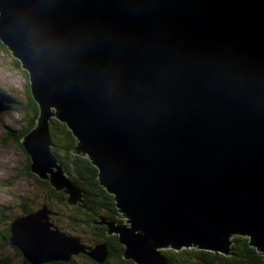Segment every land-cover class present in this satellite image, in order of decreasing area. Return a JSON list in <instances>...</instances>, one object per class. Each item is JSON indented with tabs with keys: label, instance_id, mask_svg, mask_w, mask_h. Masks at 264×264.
Segmentation results:
<instances>
[{
	"label": "water",
	"instance_id": "95a60500",
	"mask_svg": "<svg viewBox=\"0 0 264 264\" xmlns=\"http://www.w3.org/2000/svg\"><path fill=\"white\" fill-rule=\"evenodd\" d=\"M0 41L39 106L22 139L31 172L83 204L52 152L50 122L99 170L135 264L164 249L230 255L234 237L264 253V0H0ZM11 110L0 106V115ZM47 206L16 218L10 243L30 264L109 258L53 230Z\"/></svg>",
	"mask_w": 264,
	"mask_h": 264
},
{
	"label": "trees",
	"instance_id": "16d2710c",
	"mask_svg": "<svg viewBox=\"0 0 264 264\" xmlns=\"http://www.w3.org/2000/svg\"><path fill=\"white\" fill-rule=\"evenodd\" d=\"M0 46L6 53L9 55L12 54L1 41ZM15 65H17L18 68H22L20 61L16 58ZM26 75L30 83V77L27 71ZM30 88L29 84L27 91L29 103L28 105L23 106V109L32 112L33 118L31 121L29 119L28 129L19 133H14L15 135H13V137H16V141L19 142V145L23 150L25 149L22 145V139L36 126L37 118L39 116V106L33 99ZM1 104L6 105L11 109H15V104ZM19 105L17 104V106ZM50 134L53 144L52 152L57 157L59 164L63 167L69 178L83 191V204L88 207V210H85L80 206L68 205L66 202L67 195L65 193L56 191L48 180H41L36 175L32 174L31 161L28 156L27 171L29 176L33 177L46 190L48 198L51 201L50 203L55 201L64 207L66 210L65 217H67L70 222L76 224L81 223L83 228L91 233L93 239L89 244L107 245L109 258L105 264H111V261L115 264H135L132 261L124 259V247L121 245L117 235L109 236L105 225L94 224L95 220L101 221L103 218L106 220H119L118 217L121 214L117 208L115 196L109 193L101 184L99 170L93 165L88 157L73 154V150L77 147V139L66 124L53 118L50 122ZM30 206L32 207L30 200L23 199L22 214L20 215L24 216L33 213L34 208H31ZM8 220L9 219L6 215L3 213L0 214V247L12 246L10 243V225H7L5 228L2 227V224ZM15 251L18 256H22V264H30L24 258L20 250L16 249ZM163 253L170 261V264H264V253L253 247L248 237H235L230 255L228 256L193 247L184 248L180 251H173L170 249L168 251H163ZM59 263L62 262H54L51 264ZM0 264H13V260L10 258L2 260L0 257ZM64 264H73V260Z\"/></svg>",
	"mask_w": 264,
	"mask_h": 264
},
{
	"label": "rangeland",
	"instance_id": "374dc122",
	"mask_svg": "<svg viewBox=\"0 0 264 264\" xmlns=\"http://www.w3.org/2000/svg\"><path fill=\"white\" fill-rule=\"evenodd\" d=\"M29 84L26 71L18 68L12 54L9 55L0 46V106L1 103L15 104V109L0 115V214L3 213L9 219L2 224V227L11 226L12 222L21 216L23 199H28L33 201L34 212L47 206L53 213V218L50 214V223L52 222L54 225L53 230L57 228L68 236L80 239V244L87 248H96L89 244L93 239L91 233L87 232L88 230H85L81 223L70 222L65 217L64 207L55 201L50 203L46 190L33 177L29 176L27 171L28 154L16 141V137H13L14 133L28 129L29 119L31 121L33 118L32 112L23 109V106L29 103L27 92ZM17 104L20 105L17 106ZM120 220L124 224L127 223L124 218ZM117 222L119 223V220ZM15 250L12 246L0 247L1 259L10 258L13 260V264H22V256H18ZM72 260L73 264H94L79 256L78 258L74 256ZM111 264L115 263L111 261Z\"/></svg>",
	"mask_w": 264,
	"mask_h": 264
},
{
	"label": "flooded vegetation",
	"instance_id": "af4514ba",
	"mask_svg": "<svg viewBox=\"0 0 264 264\" xmlns=\"http://www.w3.org/2000/svg\"><path fill=\"white\" fill-rule=\"evenodd\" d=\"M33 203V201H30V204H32ZM42 206V205H41ZM35 211V210H34ZM33 211V212H34ZM54 217V215H52L51 216V218H53ZM119 217H120V215H119ZM118 217V218H119ZM50 218V219H51ZM110 221H115V222H117L118 220H110ZM94 222H97L96 220L94 221ZM119 222H122L121 220H120V218H119ZM100 225V224H99ZM107 233H108V228H107ZM98 245H100V244H98ZM94 246H96V245H94ZM79 257H81V258H86V259H88L89 261H91L92 263H94V264H97V263H95L92 259H90L89 257H87V256H84V255H79ZM75 258H78V256H75ZM64 264V263H63Z\"/></svg>",
	"mask_w": 264,
	"mask_h": 264
},
{
	"label": "bare ground",
	"instance_id": "6f19581e",
	"mask_svg": "<svg viewBox=\"0 0 264 264\" xmlns=\"http://www.w3.org/2000/svg\"><path fill=\"white\" fill-rule=\"evenodd\" d=\"M13 109V108H12ZM20 217H23V216H20ZM124 219H126V218H124Z\"/></svg>",
	"mask_w": 264,
	"mask_h": 264
}]
</instances>
